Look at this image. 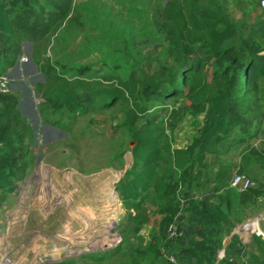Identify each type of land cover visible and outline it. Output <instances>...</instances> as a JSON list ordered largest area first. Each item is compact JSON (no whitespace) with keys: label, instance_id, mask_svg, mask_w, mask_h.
<instances>
[{"label":"trees","instance_id":"obj_1","mask_svg":"<svg viewBox=\"0 0 264 264\" xmlns=\"http://www.w3.org/2000/svg\"><path fill=\"white\" fill-rule=\"evenodd\" d=\"M71 9L72 0H0V74L17 62L21 41L45 42L70 18ZM153 23L164 45L157 55L159 68L151 73L130 70L123 76L91 65L58 73L32 51L45 76L37 86L44 121L65 128L99 106L109 110L108 123L121 117L111 126L122 128L133 142L132 163L115 183L125 211L115 227L121 240L84 255L90 264H214L221 245L216 229H231L264 207V182L249 172L254 166L264 171V36L241 37L224 0H165ZM199 50L204 51L197 54ZM79 94L88 100L81 101ZM172 98L180 99L177 107L166 105ZM17 103L13 93H0V201L12 191L11 181L18 180L22 160L30 153L33 132ZM182 113L199 127L189 144L176 147L173 132ZM198 116H203L201 123ZM257 137L260 145H250ZM231 143L244 144L239 171L255 183L244 191L230 186L231 165L220 157ZM208 165L216 169L206 171L198 183ZM209 186L206 198L191 196L192 190ZM179 213L198 225L192 237L179 227V236H167ZM151 220V237L145 238L141 230ZM257 242L264 251L263 241ZM163 249L174 261L164 257ZM55 264L83 263L69 259Z\"/></svg>","mask_w":264,"mask_h":264},{"label":"rangeland","instance_id":"obj_2","mask_svg":"<svg viewBox=\"0 0 264 264\" xmlns=\"http://www.w3.org/2000/svg\"><path fill=\"white\" fill-rule=\"evenodd\" d=\"M164 1L72 0L70 18L45 42L33 44L32 51L35 50L40 61L52 64L58 73L65 69L74 73L82 65L123 76L130 70L157 71L160 63L157 55L164 43L153 18ZM224 1L227 12L237 22L240 36L263 40L264 12L260 5L255 0ZM26 40L20 43L18 60L25 57L23 42ZM12 67L4 71L10 81L8 71ZM37 70L41 72L38 67ZM38 83L35 89L39 91ZM79 98L84 99L82 95ZM179 100L172 98L166 105L177 107ZM108 112L95 106L79 114L69 126L62 127L64 132H57L52 142L44 143L37 129L36 136L31 135L30 153L22 160L24 170L17 174L18 180L11 181L12 191L4 193L0 201V259L8 258L10 264H55L69 259L90 264L84 255L118 244L115 227L125 211L118 200L115 183L129 167L132 144L122 128L111 126L119 123L121 117L108 123ZM181 116L173 132L176 147L189 144L199 127L192 124L189 115L182 113ZM49 119L53 120L50 116ZM202 119L203 116H198L196 121L201 123ZM260 138L249 141L250 145H260ZM234 145L231 143L220 157L229 162L233 175L245 174L239 171L244 144ZM122 150L123 154L119 155ZM207 169L198 183L216 165H208ZM249 172L257 181L264 182V171L254 166ZM248 174L245 175L251 178ZM202 191L195 189L192 193L199 196ZM153 221L141 230L145 238L151 237ZM184 225L188 237L195 235L197 226L187 222ZM163 254L168 256V250L163 249Z\"/></svg>","mask_w":264,"mask_h":264},{"label":"crops","instance_id":"obj_3","mask_svg":"<svg viewBox=\"0 0 264 264\" xmlns=\"http://www.w3.org/2000/svg\"><path fill=\"white\" fill-rule=\"evenodd\" d=\"M261 11L263 10L261 9ZM23 43L25 44L23 50L27 54H24L25 57L23 59L19 58L18 64L8 71L12 79L10 93L16 95L18 100L17 108L29 123L33 132L32 135L36 136L37 133H35V130L37 129L42 133L43 139L45 140L44 143L52 142L56 139L57 132L62 133L64 129L46 123L40 117L38 104L42 103L43 98L40 91L35 89V85L38 82H44L45 76L42 72L37 70L36 64L32 61L33 42L26 40ZM29 56L30 61L27 60ZM36 77H38V79ZM79 95L84 97L82 100L83 102L88 100V96H83V94ZM38 122H42V124L36 126L35 124ZM210 190L211 187L209 186L207 189H204L199 196L194 195L191 191V196L195 198H206ZM203 193L206 195L203 196ZM260 203L263 204V200H260ZM180 205L181 207L185 206L184 199L180 198ZM248 211L249 210H247V212ZM174 221L183 235H186L187 230L183 229L182 224L185 226L184 224L187 222L198 227L195 222L189 221L185 215L180 213L177 214ZM245 221H250L252 224H255L256 229H242L241 224ZM215 233L217 237H221V245L217 249L214 264H264V251L257 242V239L260 238L264 243V207L259 211H250L240 222H234V226L231 229L219 226ZM219 252L221 254L220 257H218Z\"/></svg>","mask_w":264,"mask_h":264},{"label":"built area","instance_id":"obj_4","mask_svg":"<svg viewBox=\"0 0 264 264\" xmlns=\"http://www.w3.org/2000/svg\"><path fill=\"white\" fill-rule=\"evenodd\" d=\"M260 7L264 9V0H260ZM10 84H11V81H10L9 76L4 73L0 74V93L1 94L10 93L11 91ZM254 184H255L254 181L250 177L246 176L245 174H240V173L233 175L230 181V186L235 188L238 191H244L248 189L249 187L253 186ZM250 224H252V222L245 221L241 224V228L245 230H249ZM166 232L169 238H175L176 236H179L181 234V232H179L178 230V225L175 222L171 223L167 227ZM120 240H121L120 236L117 235L116 242L119 243ZM220 256L221 254L219 252L218 257ZM167 258L170 261H174V257L172 255H168ZM0 264H10V260L8 258L0 259Z\"/></svg>","mask_w":264,"mask_h":264},{"label":"water","instance_id":"obj_5","mask_svg":"<svg viewBox=\"0 0 264 264\" xmlns=\"http://www.w3.org/2000/svg\"><path fill=\"white\" fill-rule=\"evenodd\" d=\"M263 11H264V9H263ZM28 61H30V56L28 57V59H27ZM18 63H16L15 65H17ZM131 144H133V142H131ZM129 162H128V166H130L131 165V163H132V155H131V152H129ZM111 232H114V229H111Z\"/></svg>","mask_w":264,"mask_h":264},{"label":"bare ground","instance_id":"obj_6","mask_svg":"<svg viewBox=\"0 0 264 264\" xmlns=\"http://www.w3.org/2000/svg\"><path fill=\"white\" fill-rule=\"evenodd\" d=\"M108 188H109V187H107L106 191H108ZM250 228H252V229H253V228L256 229V225H255V224H250ZM107 238H108V237H107ZM103 239H104V238H103Z\"/></svg>","mask_w":264,"mask_h":264}]
</instances>
